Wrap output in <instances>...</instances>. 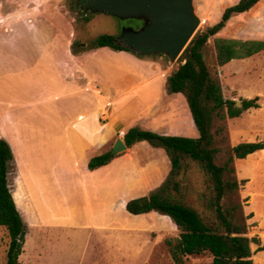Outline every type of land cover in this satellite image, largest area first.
I'll return each instance as SVG.
<instances>
[{
  "label": "rangeland",
  "instance_id": "obj_1",
  "mask_svg": "<svg viewBox=\"0 0 264 264\" xmlns=\"http://www.w3.org/2000/svg\"><path fill=\"white\" fill-rule=\"evenodd\" d=\"M232 1L193 0L195 11L202 22L191 41L218 22ZM105 33L119 35L118 18L106 13L86 12L78 7L77 0H0V119L6 124L12 122L21 126L26 124L31 127L28 129L32 131L30 135H39L43 130L42 123L60 120L61 117L67 119L66 113H57L53 110L55 105L71 106L72 104L68 97L58 99L52 96V77L68 74L98 76V85L104 86L103 93L107 94V111H112L114 107L112 97L115 91L124 93L149 76L168 78L185 61L183 60L185 50L176 62L170 63L163 54L140 55L132 50L94 48L92 45L94 39ZM205 52L207 62L215 66L214 37L209 38ZM263 71L264 57L253 60L236 59L225 67H219L218 79L225 98L241 101L242 98L255 97L257 89H264L263 77L258 79ZM158 85L159 81L156 79L138 88L136 92H141L145 88L157 89ZM52 98L54 100L50 101ZM262 99L264 100L263 96ZM73 103L75 108L81 106L77 98ZM186 106L189 110L187 104ZM245 113H249L250 122H258L264 116V111L258 108L249 109ZM75 114L77 115L78 111H75ZM109 119L106 116L103 120ZM225 123L227 130L216 134L217 146L220 149L217 156L219 163L224 162L231 148L237 143L258 138L264 140V130L256 138L249 133L235 136L242 126L241 118L237 120L228 118ZM216 124H220V121L217 120ZM18 129L19 127L15 130ZM53 131L58 135L62 130ZM238 164H244L243 159L234 162L235 175L240 180ZM246 169L251 182L249 187L248 184L241 185L236 200L243 202L246 215L253 214L248 219V224L251 225L249 235L256 236L260 240L259 243H252L254 259L258 261L262 252L264 257V251L260 250L264 245L262 236L264 154L259 156L256 164ZM202 189L201 172L193 169L189 173H184L181 191L183 196H187L186 201L197 207L203 206V200L200 198ZM249 191L252 192L253 202ZM125 212L124 216L120 215L123 220L128 219L129 216V211ZM153 212L161 214L158 217L157 215L150 217L154 227L148 230L141 228L138 233L132 230L130 232L132 235L128 238H125L128 232L125 231L127 226L124 224L109 226L106 233L104 229H97L95 226L90 240H87V231L78 232L68 225L45 227L42 229L46 231L45 234L31 232L29 238L26 234L24 253L22 252L20 262L21 264H174L165 239L178 236L180 230L168 215L158 211ZM116 233L125 236L123 250L121 253L105 255L103 237L105 234L111 236ZM77 234L79 237H75ZM112 238H107V244L114 242ZM8 243L9 233L5 227L0 226V264L6 262ZM84 249L88 250L84 256L73 254L74 250ZM37 253L42 254V260L37 261ZM211 261L212 256L208 253L187 257V264H211Z\"/></svg>",
  "mask_w": 264,
  "mask_h": 264
},
{
  "label": "crops",
  "instance_id": "obj_2",
  "mask_svg": "<svg viewBox=\"0 0 264 264\" xmlns=\"http://www.w3.org/2000/svg\"><path fill=\"white\" fill-rule=\"evenodd\" d=\"M238 1L233 0L231 5ZM247 33L251 34L247 36ZM218 36L264 40V0L249 11L234 15ZM262 57L264 50L245 59ZM262 73L264 71L258 79H264ZM156 79L159 81L157 89L145 88L136 92ZM98 80V76L71 74L52 77V96L71 99V106L55 105L53 109L57 113H66L67 119L61 117L60 120L40 124L43 130L34 136L30 135L32 131H28L30 126L16 122L6 124L0 119V137L9 142L14 154L9 165L8 184L26 225L27 238L35 231L45 234L46 231H42L45 227L68 225L78 232L87 231V240H90L95 226L106 233L109 226L126 225V237L119 234L121 230L111 236L104 235L103 252L107 255L121 253L123 239L132 235V230L138 233L141 228L148 230L154 227L150 217L161 215L156 212L137 215L129 212L125 220L120 215L126 213L129 200L149 195L163 185L170 172V159L163 148L144 140L132 147L127 146L124 152L116 154L101 167L90 169L89 161L112 150L115 140L118 137L124 140L125 131L133 126L188 137H197L199 133L191 111L187 109L184 94L170 93L164 76H149L124 93L115 91L112 111H107V94L103 93L104 86L98 85ZM255 95L259 97V107L249 109L264 111V89H257ZM75 98L81 103L77 108L73 103ZM75 111H78L77 115ZM106 116L110 119L103 120ZM240 118L243 123L235 136L249 133L256 138L262 134L264 116L258 122H250L249 113L244 112L243 116L231 119ZM17 127L18 131L15 130ZM56 129L62 131L57 135L53 131ZM250 140L264 141L259 138ZM261 154H264V149L251 153L243 159L244 164L237 165L240 180H244L243 184H248V187L251 178L246 168L256 164ZM249 193L253 202L252 192ZM109 237H113L114 242L107 244ZM87 252L86 249L74 250L73 254L84 256ZM262 253L258 261L254 259L255 264H264ZM36 257L37 261L42 260L41 253Z\"/></svg>",
  "mask_w": 264,
  "mask_h": 264
},
{
  "label": "trees",
  "instance_id": "obj_3",
  "mask_svg": "<svg viewBox=\"0 0 264 264\" xmlns=\"http://www.w3.org/2000/svg\"><path fill=\"white\" fill-rule=\"evenodd\" d=\"M259 1L239 0L227 7L218 22L190 42L183 54L184 63L167 78L170 93L184 94L199 133L197 137L163 134L138 126L124 133L128 147L147 140L163 148L170 159V172L163 185L149 195L129 200L126 207L135 215L158 211L173 220L180 233L166 238L165 243L174 264H187L188 256L202 253L212 256L211 264H255L252 243L260 240L249 235L248 219L253 214L246 215L243 202L236 200L244 180L236 177L234 162L264 149V141L239 142L231 148L224 162L219 163L216 134L227 130L225 121L228 118L240 117L249 108L259 107L258 96L242 98L241 106L236 100L225 98L218 79L219 67L264 50V40L218 36L234 15L249 11ZM211 37H214L215 66L207 62L205 52ZM92 45L131 51L118 43L115 35L108 33L96 37ZM217 120L220 124H216ZM115 156L112 150L94 156L88 167L95 169L106 165ZM13 159L9 142L0 137V226L9 233L5 264H20L27 234L8 184L9 165ZM193 169L203 175L200 196L203 206L200 207L186 201L187 196L181 191L182 176ZM260 250H264V245Z\"/></svg>",
  "mask_w": 264,
  "mask_h": 264
},
{
  "label": "water",
  "instance_id": "obj_4",
  "mask_svg": "<svg viewBox=\"0 0 264 264\" xmlns=\"http://www.w3.org/2000/svg\"><path fill=\"white\" fill-rule=\"evenodd\" d=\"M94 3L93 13H106L121 20L139 18V29L123 27L117 42L140 55L163 54L170 63L178 60L202 20L196 13L193 0H88ZM241 101L237 105L241 106ZM127 149L118 137L113 145L115 154Z\"/></svg>",
  "mask_w": 264,
  "mask_h": 264
},
{
  "label": "flooded vegetation",
  "instance_id": "obj_5",
  "mask_svg": "<svg viewBox=\"0 0 264 264\" xmlns=\"http://www.w3.org/2000/svg\"><path fill=\"white\" fill-rule=\"evenodd\" d=\"M77 5L80 9L86 11V12H91L90 7L94 5V3H88V0H77ZM120 23V33L123 27H132L134 29H139L143 26L144 20L139 19V18H129L125 20L119 19ZM119 33V35H120ZM118 37V35L116 36Z\"/></svg>",
  "mask_w": 264,
  "mask_h": 264
}]
</instances>
